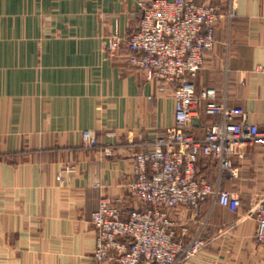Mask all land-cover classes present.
<instances>
[{
    "label": "crops",
    "instance_id": "crops-1",
    "mask_svg": "<svg viewBox=\"0 0 264 264\" xmlns=\"http://www.w3.org/2000/svg\"><path fill=\"white\" fill-rule=\"evenodd\" d=\"M151 1L0 0V264H117L94 259L101 198L120 199L125 217L150 207L125 185L135 179L136 155L176 124L171 89L160 92L128 61L127 42ZM222 3L227 14L230 2ZM234 5L236 17L216 28L196 92L215 89L218 101L263 128L264 0ZM115 37L123 42L112 55ZM214 120L201 111L190 130L203 138ZM86 131L97 146H85ZM235 167L223 188L240 195V209L210 199L171 215L185 243L208 222L209 245L187 264H264L252 212L264 193V145L246 149ZM199 171L216 181L211 161Z\"/></svg>",
    "mask_w": 264,
    "mask_h": 264
},
{
    "label": "built area",
    "instance_id": "built-area-1",
    "mask_svg": "<svg viewBox=\"0 0 264 264\" xmlns=\"http://www.w3.org/2000/svg\"><path fill=\"white\" fill-rule=\"evenodd\" d=\"M236 0L223 11V0L199 4L196 0H153L142 5L139 28L127 42L128 61L145 73L160 92L171 89L176 124L159 136L151 149L136 155L135 179L125 187L149 208L135 209L127 217L121 200L103 196L92 224L97 231L94 259L117 264H187L209 243L203 232L208 222L189 242L176 239L171 215L180 207L198 211L208 201L232 211L240 209L241 197L227 191L223 183L236 176L235 162L249 147L264 145V127L251 123L245 109L218 101L215 89L196 92L194 80L216 46L215 33L223 19L236 17ZM115 37L109 45L112 55L122 44ZM203 111L215 117L203 138L190 126ZM86 147H95V133L83 134ZM111 155L110 149L106 150ZM211 161L217 178L211 182L200 174L199 163ZM70 170V169H69ZM58 179L63 181L62 176ZM257 221L255 239L264 245V193L253 202ZM186 236L189 228L184 226Z\"/></svg>",
    "mask_w": 264,
    "mask_h": 264
},
{
    "label": "rangeland",
    "instance_id": "rangeland-1",
    "mask_svg": "<svg viewBox=\"0 0 264 264\" xmlns=\"http://www.w3.org/2000/svg\"><path fill=\"white\" fill-rule=\"evenodd\" d=\"M97 146V145H96ZM89 148H91V147H89Z\"/></svg>",
    "mask_w": 264,
    "mask_h": 264
}]
</instances>
